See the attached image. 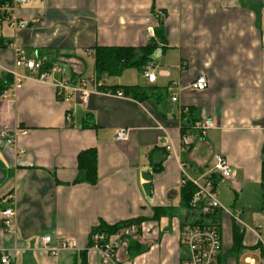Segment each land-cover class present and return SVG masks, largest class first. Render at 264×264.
Returning <instances> with one entry per match:
<instances>
[{
  "label": "crops",
  "instance_id": "0c3cea01",
  "mask_svg": "<svg viewBox=\"0 0 264 264\" xmlns=\"http://www.w3.org/2000/svg\"><path fill=\"white\" fill-rule=\"evenodd\" d=\"M17 9L27 28L0 22V127L16 133L13 145L0 142V253L8 250L11 264H78L101 220L141 217L138 233L117 250V264H184L181 234L190 211L183 210L182 174L201 177L218 152L234 170L232 181L216 177L218 264H263L264 0H31ZM152 42L155 82L136 67L98 73L95 46ZM16 46L29 58L65 64L76 80L95 79L87 88L97 91L87 104L78 96L64 102L53 77L30 78L15 90ZM199 75L209 81L204 90L191 87ZM135 85L148 97L122 88ZM188 107L215 126L185 147ZM119 128L129 129L127 140H115ZM87 148L97 150L95 184L74 182ZM7 206L16 211L10 233ZM158 208L165 212L155 218ZM47 235L53 243L73 239L78 249L52 255L40 248ZM87 264H103L100 254L89 249Z\"/></svg>",
  "mask_w": 264,
  "mask_h": 264
},
{
  "label": "built area",
  "instance_id": "2783aa9c",
  "mask_svg": "<svg viewBox=\"0 0 264 264\" xmlns=\"http://www.w3.org/2000/svg\"><path fill=\"white\" fill-rule=\"evenodd\" d=\"M31 0H11L10 2L0 3V22L5 21L10 28L18 31L27 28L30 21L22 18L17 8L30 3ZM161 15L163 13L161 12ZM151 37H154L153 28L148 29ZM91 52V49L88 50ZM16 58L15 67L10 71L14 78L15 90L21 88L23 84L30 78L41 82L50 81L56 88L57 98L69 102L73 97H80L82 102L87 104L90 95L97 91V88H87L88 82L96 83L95 79H74L68 75L67 66L63 63L49 62L42 58H29L26 56L25 50L19 46L15 48ZM19 67H25L29 74H22L18 71ZM144 75L151 83L156 80V73L150 63L144 69ZM209 81L205 75H199L191 84L195 90H204L208 87ZM117 95L123 96L122 92ZM177 98L174 96L173 101ZM183 111H188L186 108ZM67 122H72V111H67ZM191 129L187 133H182L181 143L185 147H189L193 143V135L204 137L208 130L215 126L212 118L203 117L191 124ZM23 133L27 130L23 129ZM16 133H13L7 127H0V142L8 145L15 143ZM116 141H125L129 138L128 128H119L114 136ZM24 150H21L23 153ZM183 166V164H182ZM181 185L192 183L196 187V191L192 198L193 210H197V214H190L181 234V243L188 250L184 264H218V256L221 251V233L218 223L216 222V211L222 209V205L218 199V190L216 186V177L226 181H232L234 178V170L228 163L226 157L221 153H214L211 166L208 172L201 177H191L183 171ZM9 194V198H12ZM4 222V231L7 233L14 232L16 211L13 206H7L2 209ZM194 216V217H192ZM141 228V224L133 222L129 225L122 226L114 233L103 231H92L89 235V245L84 249H93L97 251L102 259L103 264H117L116 253L119 247L129 237L134 236ZM41 249L46 250L52 255L66 250H77L78 244L73 239H61L57 243H53L51 236H43L41 238ZM0 264H11V256L8 250L0 253ZM264 264V261H263Z\"/></svg>",
  "mask_w": 264,
  "mask_h": 264
},
{
  "label": "trees",
  "instance_id": "16d2710c",
  "mask_svg": "<svg viewBox=\"0 0 264 264\" xmlns=\"http://www.w3.org/2000/svg\"><path fill=\"white\" fill-rule=\"evenodd\" d=\"M11 0H0V3L10 2ZM156 44L154 42L149 43L145 46L134 47V46H102L97 45L93 48L94 50V60L98 73H109L118 74L122 69L126 67H136L139 69H145L152 62V54ZM12 76V75H11ZM13 77V76H12ZM1 88V87H0ZM102 88V87H101ZM125 93L134 95V97L145 96L148 97L143 90L138 85L135 86H123ZM4 90L0 89V95ZM162 94V93H161ZM160 94V95H161ZM163 96V94H162ZM187 115L189 116L182 126V133H187L191 129V124L198 120L195 115V108L188 107ZM78 175L74 182H88L90 184H95L98 181V159L97 150L95 148H87L82 150L78 154ZM262 185H263V204L262 209H264V161L262 163ZM196 191V187L192 183H187L181 186L180 195L182 203L193 210L192 198ZM160 210L165 212V209L158 208L155 209V218L158 217ZM189 210V211H190ZM192 215V212H190ZM216 220V216L214 218ZM144 218H134L125 221H121L115 224H107L104 221L92 228V231H103L107 233H114L119 230L122 226L129 225L133 222L141 224ZM91 231V232H92ZM90 243H88L89 245ZM135 243L132 247L135 248ZM87 249L80 250L78 253L80 262L78 264H87Z\"/></svg>",
  "mask_w": 264,
  "mask_h": 264
},
{
  "label": "rangeland",
  "instance_id": "374dc122",
  "mask_svg": "<svg viewBox=\"0 0 264 264\" xmlns=\"http://www.w3.org/2000/svg\"><path fill=\"white\" fill-rule=\"evenodd\" d=\"M219 196V195H218ZM228 209H230L229 207H228ZM183 210L185 211V212H187V211H189L190 209L188 208V207H186V206H183ZM190 212H192V214H197V210H190ZM192 217H194V216H192ZM183 254H184V256H187V254H188V250L186 249V247H184L183 248Z\"/></svg>",
  "mask_w": 264,
  "mask_h": 264
}]
</instances>
